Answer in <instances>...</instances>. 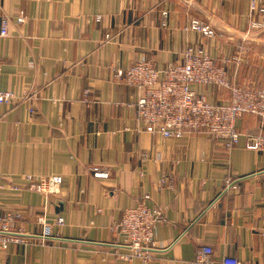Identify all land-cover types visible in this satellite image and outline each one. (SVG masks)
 Segmentation results:
<instances>
[{
  "label": "crops",
  "instance_id": "0c3cea01",
  "mask_svg": "<svg viewBox=\"0 0 264 264\" xmlns=\"http://www.w3.org/2000/svg\"><path fill=\"white\" fill-rule=\"evenodd\" d=\"M251 1L0 0V33L5 21L9 32L0 35V90L16 95L0 107V214L16 215L8 235L20 240L0 250V264H193L203 246L213 264H264V155L246 147L263 132L260 118L238 119L231 150L203 130L164 138L145 130L131 107L137 92L116 78L141 58L163 68L197 47L219 66L229 61L235 86L264 90V27L251 30L263 19ZM192 20L215 36L185 31ZM193 89L230 99L225 89ZM27 175L62 177L60 193L11 190ZM140 202L164 215L149 262L112 230Z\"/></svg>",
  "mask_w": 264,
  "mask_h": 264
},
{
  "label": "built area",
  "instance_id": "2783aa9c",
  "mask_svg": "<svg viewBox=\"0 0 264 264\" xmlns=\"http://www.w3.org/2000/svg\"><path fill=\"white\" fill-rule=\"evenodd\" d=\"M250 10L257 12L263 19L262 22L253 23L251 30H261L264 27V0H252ZM100 19L97 17L96 21L99 22ZM24 21L25 17L21 14L18 22ZM162 26H168V12L163 13ZM184 30L197 32L204 37L215 36L211 26L199 20H192ZM8 34V23L5 21L0 35L6 37ZM228 62L225 60L224 65L219 66L204 49L189 47L184 51L182 61L176 64L159 68L155 62L141 58L127 70L117 71L116 77L137 90L138 98L131 107L148 133L159 134L164 138H182L196 130H203L215 140L221 141L227 150H231L240 140L237 121L248 114L260 118L263 132L248 136L246 147L264 155V90L232 84L226 69ZM193 86L225 89L229 92L230 99L227 103H214L207 94L198 95ZM22 97L29 99L27 95ZM15 99L14 92L0 90V107L11 104ZM91 172L101 179H106L110 173L108 168L100 166L92 167ZM62 181L60 176L36 178L27 175L23 178V184H10V188L14 192L29 190L51 196L60 193ZM228 186L236 189V181L229 182ZM15 217L12 213L5 216L0 214V250H6L11 242L20 241L8 235V222ZM163 220L161 209L151 210L145 202H140L135 207L126 209L112 230L123 237L124 246L134 257L149 262L152 253L159 249L154 235L157 225ZM62 223L63 219L58 218L57 224ZM43 224L44 237H49L51 227ZM260 235L264 237V221ZM193 264H213L212 248L201 247ZM221 264L242 263L233 256H225Z\"/></svg>",
  "mask_w": 264,
  "mask_h": 264
},
{
  "label": "rangeland",
  "instance_id": "374dc122",
  "mask_svg": "<svg viewBox=\"0 0 264 264\" xmlns=\"http://www.w3.org/2000/svg\"><path fill=\"white\" fill-rule=\"evenodd\" d=\"M137 62H138V61H137ZM135 64H136V63H135ZM135 64H134V65H135ZM134 65H132V66H134ZM132 66H131V67H132ZM116 78H117V77H116ZM131 88H133V87H131ZM133 89L137 92V90H136L135 88H133ZM137 96H138V92H137Z\"/></svg>",
  "mask_w": 264,
  "mask_h": 264
}]
</instances>
